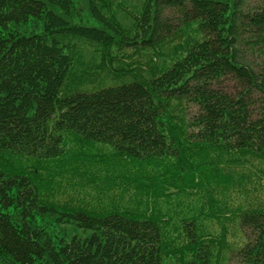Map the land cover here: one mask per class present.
<instances>
[{
	"label": "trees",
	"instance_id": "1",
	"mask_svg": "<svg viewBox=\"0 0 264 264\" xmlns=\"http://www.w3.org/2000/svg\"><path fill=\"white\" fill-rule=\"evenodd\" d=\"M88 163L124 205L52 200ZM263 175L264 0H0V264H264Z\"/></svg>",
	"mask_w": 264,
	"mask_h": 264
},
{
	"label": "rangeland",
	"instance_id": "2",
	"mask_svg": "<svg viewBox=\"0 0 264 264\" xmlns=\"http://www.w3.org/2000/svg\"><path fill=\"white\" fill-rule=\"evenodd\" d=\"M74 167L75 165L69 167L63 166L64 170L58 168L55 173L53 187L49 188L52 200L61 205L84 206L95 210L110 209L118 205H124L125 194L128 195L127 197H130L129 194L131 195L135 192L134 188H131L128 192L121 191L119 189L121 181L118 179H114L112 185L111 183L108 184L107 181L109 179H107V176L112 177L119 169L111 172L110 170L99 169L89 163L87 165H80L79 168L77 166ZM262 179H264V175ZM194 190L196 189H189L183 194V196L186 195L183 197L186 204L181 211L188 215L190 213H199L198 216L201 218L200 228L208 238L221 239L227 237L228 242L236 241L239 237L237 220H231L232 215L227 220L217 219L218 217L212 215L210 211L207 215L208 209L211 208L208 202L203 207V209L205 208L204 214H200L199 208L203 206V202L207 201V198ZM122 193L124 198L120 196ZM174 196L177 197V194H174ZM43 221L49 224L48 227L51 232L60 233L64 232L65 229L74 230V227L68 224L64 226L63 224L59 225L54 218H47V220ZM175 224L177 226V223ZM176 226L172 225L171 229L173 230ZM80 233L85 234L82 231ZM179 241L180 239H178Z\"/></svg>",
	"mask_w": 264,
	"mask_h": 264
}]
</instances>
